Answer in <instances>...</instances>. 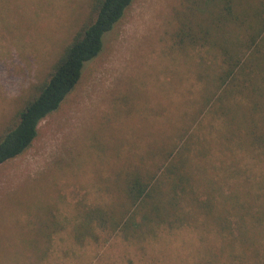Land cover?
I'll return each instance as SVG.
<instances>
[{"label":"rangeland","instance_id":"rangeland-1","mask_svg":"<svg viewBox=\"0 0 264 264\" xmlns=\"http://www.w3.org/2000/svg\"><path fill=\"white\" fill-rule=\"evenodd\" d=\"M92 3L0 0V135ZM224 6L132 0L30 148L0 165V264H264L263 143H244L235 112L216 109L218 39L264 31V0ZM180 29L207 44H179ZM253 114L261 130L264 108ZM138 177L153 193L133 208Z\"/></svg>","mask_w":264,"mask_h":264},{"label":"trees","instance_id":"trees-1","mask_svg":"<svg viewBox=\"0 0 264 264\" xmlns=\"http://www.w3.org/2000/svg\"><path fill=\"white\" fill-rule=\"evenodd\" d=\"M131 2L132 0H93L94 19L77 31L55 63L48 79L41 84L38 94L17 113L15 122L0 135V165L23 155L30 148L37 137L40 122L57 111L73 91L86 64L102 52L104 37L123 18ZM224 3V8L231 13L227 0ZM235 19L236 22L244 24L238 18ZM245 27L236 26L239 35L233 40L222 37L218 39L222 67L216 78V109L225 117L235 112L231 125L241 133L244 143L255 145L262 142L264 147V125H261L263 128L260 130L258 123H254L253 114L258 107L264 108V31L249 32ZM198 28L200 34L210 30L209 27ZM206 42L208 38L205 36L197 37L182 29L178 32L179 44L194 46L206 45ZM237 101H245L249 108H239ZM183 162H179V167L182 166L180 168H183ZM179 167L171 166L166 174H174V170L178 171ZM151 185L150 181L140 177L129 182L127 199L133 208L151 197Z\"/></svg>","mask_w":264,"mask_h":264}]
</instances>
